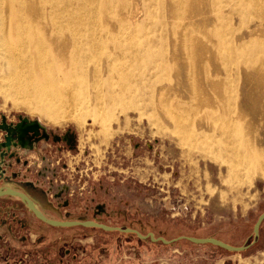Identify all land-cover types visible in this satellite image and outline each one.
Returning <instances> with one entry per match:
<instances>
[{
  "label": "rangeland",
  "instance_id": "374dc122",
  "mask_svg": "<svg viewBox=\"0 0 264 264\" xmlns=\"http://www.w3.org/2000/svg\"><path fill=\"white\" fill-rule=\"evenodd\" d=\"M125 1H113L125 8L116 14L118 25L126 29L141 26V37L159 39L156 43L163 42L173 53L172 59L180 63L177 68L186 69L187 58L182 56L185 47L173 44L180 43L184 36L176 34L177 38L171 39L169 31L156 29L160 12L164 22L171 19L168 0H161L164 5L160 8L157 0H130L131 14L139 11L134 17H129ZM213 1L219 4V0H206L205 6ZM239 3L223 1V13L215 16V6L207 13L204 4L191 0L197 14L187 23L205 32L212 24L221 26L222 36L235 45L249 38L251 24L259 19L251 14L257 2L245 4L241 7L246 16L254 20L240 28L237 16L232 14ZM199 8L208 16V23H203L207 16L201 15ZM117 29L113 26V31ZM97 32L111 35L99 27ZM255 39L264 50V30L255 34ZM47 51L52 54V68H62L53 58V52L63 53L62 48L55 45ZM195 61L196 72V65L203 67V63L199 58ZM62 62L66 63L67 57ZM23 73L27 74L20 71L16 75ZM16 75L0 71V188L27 193L36 208L51 219H90L166 239L179 235L215 237L235 246L253 240V225L264 211V174H253L243 162L236 164L182 143L185 136L196 142L199 132L195 136L171 132L165 127L168 121L163 122L162 115L147 101H135L134 94L127 105L117 104L114 110L98 105L95 115L93 104L84 100L89 98L86 94L92 90L91 82L86 88L75 82L60 83L63 77L57 76L51 81H28L21 84L24 90L12 83ZM224 75L231 86L228 98L239 101L238 106H226V110H238V116L239 110H247L246 117L252 116V110H264V72H235L234 77L241 81L234 88L233 77ZM178 82V99L203 102L200 109L205 110L200 92L190 96L187 87L193 84L184 76ZM167 85H173L171 78L156 83V95H171L173 90ZM150 95L156 98L151 89H145V98ZM63 98L68 99L65 106L82 113V121L51 119L35 105L38 101L56 106ZM167 102L175 100L168 98ZM121 106L126 110L121 111ZM178 111L186 125L199 121L198 114ZM21 120L36 121L42 134L28 140L17 128ZM252 127L244 130L252 133ZM0 264H264V220L247 249L230 251L185 239L164 244L138 238L134 233L92 226H52L36 218L18 197L5 196L0 197Z\"/></svg>",
  "mask_w": 264,
  "mask_h": 264
},
{
  "label": "bare ground",
  "instance_id": "6f19581e",
  "mask_svg": "<svg viewBox=\"0 0 264 264\" xmlns=\"http://www.w3.org/2000/svg\"><path fill=\"white\" fill-rule=\"evenodd\" d=\"M113 1L0 0V71L8 72L9 75L25 71L27 74L12 77L16 80L11 79L13 84L24 90L26 88L21 84H28V81H51L57 76L63 77L60 83L75 82L86 88L91 82L92 90L86 94L89 98L84 97V100L93 104L95 115L98 113V105L111 106L114 110L117 104L127 105L129 96L134 94L135 101H147L152 110L162 115L163 122L168 121L165 127L171 132L182 131L194 136L199 132L196 142L185 136L181 139L182 143L214 152V157L236 164L243 162L253 174L263 175L264 110H252L251 117H246L247 110H239L240 116L237 115L238 110H226V106H238L239 101L228 98L231 86L226 81L224 72L233 77V88L241 81L234 77L235 72H264V50L255 39V34L264 30V0H240L237 8L232 11L239 20V27H246L249 25L248 21L254 19L246 16L241 6L257 2V7H254L251 14L259 19L251 24L253 28L247 32L249 38L235 45L228 44V39L224 34L222 36L221 26L212 24L208 32L202 27L189 26L187 22L197 14L196 9L190 5L191 0H168L171 19L164 22L162 19L165 16L160 12L156 29L169 31L171 39L177 38L176 34L184 36L180 43L173 41L175 47L179 44V47L182 45L186 49H182V56L187 58L185 64L188 67L183 71L177 68L180 63L172 59L173 53L168 52L163 42L156 43L159 39L153 41L150 37L140 36L141 26L126 29L118 25L116 14L121 8H125L115 5ZM192 1L204 4L207 13L215 6V16H218L223 13L222 2L229 0H219V4L213 1L208 7L205 6L206 0ZM163 5V1L157 0L159 8ZM125 7L130 17V0L125 1ZM138 12L133 13L132 17ZM199 13L207 16L200 8ZM208 22L207 16L203 23ZM113 26L118 28L117 31H113ZM97 27L105 29L111 35L97 32ZM55 45L61 47L63 53L53 52V58L63 67L53 69V59L49 61L52 54L47 50ZM262 45L264 46V42ZM260 50L262 51L259 52ZM65 57L67 62L63 63ZM196 58L202 61L203 67L198 63L196 66L199 70L195 72L193 68ZM165 66H169L168 69ZM87 75L88 78L90 76L89 79ZM182 76L193 84L187 87L190 96L191 93L200 92L205 101V110L200 109L203 102L197 104L191 99H178V89H181L178 81ZM168 78H171L173 85L166 87L173 90V93L168 96L162 93L156 95L159 87H155V84L159 85ZM145 89H151V94L154 92L156 98L153 99L152 95L145 98ZM168 98L175 102L168 103ZM58 101L56 106L38 101L35 105L51 119L66 117L82 121V113L65 106L68 99ZM124 107L121 106L120 110H126ZM178 110H186L188 115L198 114L199 121L191 126L186 125L178 117ZM214 112H217L216 116ZM245 127H252L254 130L248 133L244 130Z\"/></svg>",
  "mask_w": 264,
  "mask_h": 264
},
{
  "label": "water",
  "instance_id": "95a60500",
  "mask_svg": "<svg viewBox=\"0 0 264 264\" xmlns=\"http://www.w3.org/2000/svg\"><path fill=\"white\" fill-rule=\"evenodd\" d=\"M17 128L21 131L22 134L29 133V132H33V134H38V129L39 128L41 129L42 127L36 121L27 122L25 120H21L18 123ZM3 195H11V196L18 197L24 202L26 207L34 214L36 218L52 226H59V227L75 226V225L92 226V227L101 228L106 231H120V232H125V233H134L138 238H141V239L148 238L152 242L160 241L161 243H164V244H169L179 239H185L195 244L210 243V244L216 245L220 248H223L225 250H230V251H242V250L247 249L256 240V236L259 233L261 222L264 220V211H263L262 213L259 214V216L257 217L253 225V240L248 244L235 246V245L228 244L215 237H195V236H190V235H179L175 238L166 239L162 236H155L152 232H147L146 234H142L137 229L132 228V227H120V226H115V225H107V224L97 222L94 220H90V219L89 220L51 219V218H48L39 209L36 208L33 200L27 195V193L13 189V188L6 187V188H0V196H3Z\"/></svg>",
  "mask_w": 264,
  "mask_h": 264
},
{
  "label": "flooded vegetation",
  "instance_id": "af4514ba",
  "mask_svg": "<svg viewBox=\"0 0 264 264\" xmlns=\"http://www.w3.org/2000/svg\"><path fill=\"white\" fill-rule=\"evenodd\" d=\"M41 134H42V130L40 128L38 129V134H33V132L25 133V135L27 136L28 140H32L34 138H37ZM5 196H11V195H3V196H0V197H5Z\"/></svg>",
  "mask_w": 264,
  "mask_h": 264
},
{
  "label": "trees",
  "instance_id": "16d2710c",
  "mask_svg": "<svg viewBox=\"0 0 264 264\" xmlns=\"http://www.w3.org/2000/svg\"><path fill=\"white\" fill-rule=\"evenodd\" d=\"M34 252H38V250H35Z\"/></svg>",
  "mask_w": 264,
  "mask_h": 264
}]
</instances>
